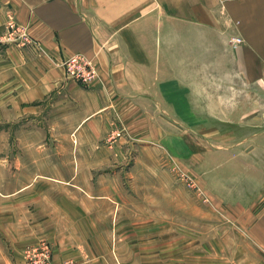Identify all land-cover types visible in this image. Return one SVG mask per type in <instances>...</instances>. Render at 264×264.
Instances as JSON below:
<instances>
[{"label": "crops", "instance_id": "crops-1", "mask_svg": "<svg viewBox=\"0 0 264 264\" xmlns=\"http://www.w3.org/2000/svg\"><path fill=\"white\" fill-rule=\"evenodd\" d=\"M11 18L29 41H3ZM76 54L96 67L89 86L67 76ZM261 128L264 0H0V153L20 165L0 170V264L40 240L54 264H111L105 206L150 198L140 157L156 147L190 166L197 200L164 185L179 202L144 215L178 226L196 264H264ZM66 155L80 162L56 165Z\"/></svg>", "mask_w": 264, "mask_h": 264}, {"label": "rangeland", "instance_id": "rangeland-1", "mask_svg": "<svg viewBox=\"0 0 264 264\" xmlns=\"http://www.w3.org/2000/svg\"><path fill=\"white\" fill-rule=\"evenodd\" d=\"M79 82L86 86L90 85L89 83H85L83 81ZM243 100L249 102L250 98L244 97ZM260 130H264V128H261ZM245 131L244 132L248 134L250 130L246 129ZM70 144L75 146L77 142H66L63 144L64 147H62V149H66V147H69ZM156 148L154 150L151 149L150 151H147L146 148V152L141 154L142 157H140L141 159H146V169H140L139 171H146L148 181L147 187L154 190V193L151 194L150 198H141V201L136 202H122L120 208H118V205L115 203L107 204V206H105V218H107L106 229L108 232L107 246L109 247L108 256L111 264H181L183 262L180 258L186 257L187 253L191 257H188L190 260H186L184 263L196 264V261L193 260L196 245L193 243L183 246L179 243L177 244L176 242L177 238H175V236H178L180 231L178 230V226H174L175 229L171 230L169 228L163 229L161 215H158L159 217L156 215L154 218L150 217L149 213L148 216L144 215V212L150 207L155 211L161 209L162 207L170 208L173 205H177L172 202H179L180 200V207L186 204L187 206H192L194 204L193 199L196 197L192 190L194 186L191 185L190 181L186 180V173L182 171V169L185 168L184 170H186L187 168L186 171L188 172V168H190V166L188 164L185 165L184 161L181 162V160L173 157L169 150H166L163 147ZM66 152L67 151L65 150L63 151V153ZM4 158L3 153H0V170H9L20 167V165L16 164L13 160H4ZM90 158L91 157H83V160L84 162H90ZM127 159L131 160L129 159L128 154H125V158L119 159V163H124ZM58 161L59 162H56V165H61L65 168L77 165L80 162L78 157L67 155L66 157H61ZM132 162L133 160L131 163ZM119 165V167H121V164ZM131 172L132 170L125 169L122 171L123 177L125 178L131 176ZM169 176L173 179V182L169 184L160 183L161 177L168 178ZM126 180L127 179H125V181ZM164 185H168V187L172 190H184L182 195H180L179 201L174 196H172L169 200V203H167L168 201L164 198H161V194L156 190H166ZM199 197L204 204H207L209 201L205 195H199ZM186 210L190 212H186L184 215L180 214V216L182 217L181 219L186 217L185 221L189 224L191 220H193V214L191 210ZM176 217L178 216L176 215ZM40 242H47L49 244L50 249H52L51 261L53 263L54 249L52 248L51 243L48 240H40L37 243L27 244L24 247L23 264H36L35 261L38 258L28 257L26 253L28 248L39 246ZM168 242L172 245H169ZM64 264L70 263L65 262Z\"/></svg>", "mask_w": 264, "mask_h": 264}, {"label": "built area", "instance_id": "built-area-1", "mask_svg": "<svg viewBox=\"0 0 264 264\" xmlns=\"http://www.w3.org/2000/svg\"><path fill=\"white\" fill-rule=\"evenodd\" d=\"M230 47L237 49L244 39L239 35H231L228 38ZM3 40L7 42L29 41L28 32L25 27L18 26L16 21L11 18L7 23L6 32L3 36ZM64 66L66 67V73L68 77L77 81H83L85 83L92 84L97 79L98 72L94 63L82 54L72 55L65 59ZM51 252L49 244L47 242H40L39 246L31 247L27 249L28 257H37L36 264H54L51 261Z\"/></svg>", "mask_w": 264, "mask_h": 264}]
</instances>
